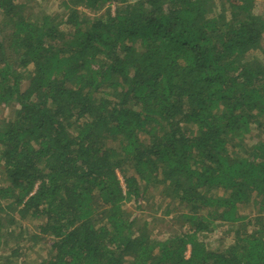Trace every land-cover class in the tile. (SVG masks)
Listing matches in <instances>:
<instances>
[{
    "label": "trees",
    "instance_id": "trees-1",
    "mask_svg": "<svg viewBox=\"0 0 264 264\" xmlns=\"http://www.w3.org/2000/svg\"><path fill=\"white\" fill-rule=\"evenodd\" d=\"M218 2L73 0L58 22L0 0V106L15 104L0 123V264H264V139L245 147L264 131L250 58L264 21L255 0ZM150 187L185 231L153 239L128 214ZM18 219L38 222L27 242L50 257L3 253ZM218 223L240 227L213 251L200 233Z\"/></svg>",
    "mask_w": 264,
    "mask_h": 264
},
{
    "label": "rangeland",
    "instance_id": "rangeland-1",
    "mask_svg": "<svg viewBox=\"0 0 264 264\" xmlns=\"http://www.w3.org/2000/svg\"><path fill=\"white\" fill-rule=\"evenodd\" d=\"M25 5V11L27 17L36 21L40 19L43 15L47 14L51 17L55 18L58 22H64L67 10L66 4L73 0H22ZM255 14L259 16L264 21V0H255ZM223 3L224 0H221ZM217 10L219 11L220 4L217 0ZM117 5L114 3L111 5V9H115ZM83 10V9H82ZM85 12V11H84ZM87 13V12H85ZM91 15L90 13H87ZM2 15L0 13V20ZM257 56L260 58V61L264 64V33L262 36V42L260 48L257 52L250 54V58ZM15 110V104L3 105L0 106V123L4 120H10ZM264 139V131L260 130H253L247 140H246V151L247 154H250L251 147L255 144H259ZM240 155H244V151L242 149L237 150ZM133 171L130 169L128 170V175H132ZM121 179L123 178L122 173H120ZM3 179L0 175V184L2 183ZM175 207H178L177 203H170L168 200L162 199L159 195V191L155 190V187H150L144 197L140 199L139 206L134 203V200L129 201L126 204V211L130 216L134 215V213L138 214L139 223H145V221H149L148 225V233L153 239L157 240H165L169 238L174 233H181L185 231L183 227L182 221L180 223L177 222L175 218L171 216L164 217V214L170 209L173 213H180L182 210H177ZM182 209V208H180ZM241 216L246 217V221L244 224H247L249 227L252 228L254 224V218L259 215L260 213L257 208L253 205L243 206L239 211ZM264 217V213L260 214ZM19 226L22 228L17 227L16 229L12 230L9 228L4 230L2 233V245L1 250L4 251L3 253H8L11 247L17 246L15 243H20L22 247H28L26 250V257H28L29 261H41L50 257L51 252L49 251L48 247L45 244H38L36 245L33 242H27L29 239V234L38 231L36 229L38 222L32 220H19ZM249 221L251 224L249 225ZM261 222V221H259ZM253 223V224H252ZM255 225V224H254ZM258 225V224H257ZM231 226V227H229ZM264 227V219L262 223L259 225ZM239 225H229V224H221L218 223L215 229L212 232H203L200 233L201 239L207 244V246L213 251H222L227 249L234 240V231L238 229ZM258 227V228H259ZM256 228V227H255ZM28 231V232H27ZM18 245V246H19ZM189 249V248H188ZM186 251V256H187ZM1 254V251H0Z\"/></svg>",
    "mask_w": 264,
    "mask_h": 264
},
{
    "label": "built area",
    "instance_id": "built-area-1",
    "mask_svg": "<svg viewBox=\"0 0 264 264\" xmlns=\"http://www.w3.org/2000/svg\"><path fill=\"white\" fill-rule=\"evenodd\" d=\"M189 255H190V250L188 249L187 256H189Z\"/></svg>",
    "mask_w": 264,
    "mask_h": 264
}]
</instances>
